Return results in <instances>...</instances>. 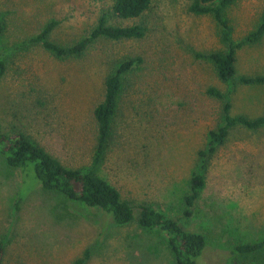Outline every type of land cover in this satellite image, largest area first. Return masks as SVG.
<instances>
[{
  "label": "rangeland",
  "instance_id": "1",
  "mask_svg": "<svg viewBox=\"0 0 264 264\" xmlns=\"http://www.w3.org/2000/svg\"><path fill=\"white\" fill-rule=\"evenodd\" d=\"M193 0H152L137 23L141 39L101 38L81 56L58 58L35 40L52 21L51 40L75 44L89 35L112 0H0V131L25 132L69 167L89 165L97 145L94 110L107 76L122 62H143L125 76L115 134L98 173L134 206L144 204L180 219L192 175L211 132L223 122L225 101L208 90L230 93L233 115L264 114V84L219 78L209 55L226 50L213 16L190 10ZM264 0H239L227 12L236 42L257 28ZM112 22L119 23L115 18ZM134 21V22H135ZM132 23V21L125 24ZM237 77L264 73V38L237 52ZM206 184L192 217L181 220L208 240L202 264H264V253L236 255L240 244L264 240V128L238 127L207 160ZM0 151V241L11 234L2 264H73L87 249L86 264H175L165 233L110 223L104 212L44 190ZM22 188L29 192L12 218ZM30 190V191H29ZM32 190V192H31ZM13 221V223H12Z\"/></svg>",
  "mask_w": 264,
  "mask_h": 264
},
{
  "label": "trees",
  "instance_id": "2",
  "mask_svg": "<svg viewBox=\"0 0 264 264\" xmlns=\"http://www.w3.org/2000/svg\"><path fill=\"white\" fill-rule=\"evenodd\" d=\"M239 0H193L190 10L196 14L211 15L221 29L222 41L226 50L215 51L209 55L219 78L234 84L263 85L264 73L256 76L237 77V52L245 45L256 44L264 38V11L257 28L236 42L232 36V28L227 18V10ZM152 0H112L109 10L104 11L92 32L70 45H60L50 38L57 25L52 21L35 37L54 56L67 58L81 56L95 41L106 38L111 40L141 39L146 36L147 28L135 20L143 17L150 9ZM115 18L119 23L112 22ZM132 21V23H128ZM135 21V22H134ZM6 26L0 19V36ZM143 62L141 57L130 58L122 62L105 79L103 101L94 110L97 124V145L92 162L89 165L69 167L45 146L36 142L25 132H18L14 136L0 131V151L5 156L9 166L20 170L23 185L27 178L33 176L41 187L49 192L63 195L69 200L80 202L90 208H97L104 212L107 229L110 223L125 225L136 218L139 224L149 230L159 229L165 233L166 241L175 257V264H202L200 259L208 246L206 235L197 229H190L181 220L193 216L197 201L205 187L204 170L208 158L214 154L228 140L231 132L238 127L249 130L264 128V114L251 118L246 115H233L230 93H224L216 87L209 88L210 95L223 99L224 117L218 129L211 132V140L206 150H203L199 170L190 181V192L184 197V210L180 219L167 216L152 205L144 204L137 217L134 206L124 200L120 190L103 178L100 169L108 158L110 146L115 134V123L121 107V99L125 90V76ZM6 73L5 60L0 57V81ZM22 188L14 202L12 218L15 220L21 204L26 200L29 192ZM30 191V190H29ZM32 192V190H31ZM12 221V223H13ZM8 232L0 241V264L5 254V246L11 234ZM232 252L236 255L253 257L264 253V240L256 243L237 245ZM91 257V249L73 264H86Z\"/></svg>",
  "mask_w": 264,
  "mask_h": 264
}]
</instances>
